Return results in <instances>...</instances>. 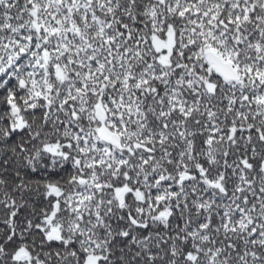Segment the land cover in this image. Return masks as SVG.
<instances>
[{
  "label": "snow or ice",
  "instance_id": "snow-or-ice-1",
  "mask_svg": "<svg viewBox=\"0 0 264 264\" xmlns=\"http://www.w3.org/2000/svg\"><path fill=\"white\" fill-rule=\"evenodd\" d=\"M0 264H264V0H0Z\"/></svg>",
  "mask_w": 264,
  "mask_h": 264
}]
</instances>
